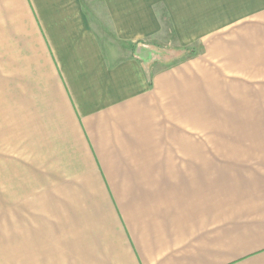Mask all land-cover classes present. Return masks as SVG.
Listing matches in <instances>:
<instances>
[{"label":"crops","instance_id":"obj_1","mask_svg":"<svg viewBox=\"0 0 264 264\" xmlns=\"http://www.w3.org/2000/svg\"><path fill=\"white\" fill-rule=\"evenodd\" d=\"M0 165L9 264H264V0H0Z\"/></svg>","mask_w":264,"mask_h":264},{"label":"rangeland","instance_id":"obj_2","mask_svg":"<svg viewBox=\"0 0 264 264\" xmlns=\"http://www.w3.org/2000/svg\"><path fill=\"white\" fill-rule=\"evenodd\" d=\"M143 58L151 60L152 57H158L163 63L169 64L171 61L178 59L184 55L180 53L178 48L165 47L155 45L153 47H140ZM224 106V103L222 104ZM229 104H227V107ZM230 114L216 115L209 117V138H217V130L222 125L227 127L234 123L231 108L226 109ZM0 165V169H1ZM0 170V264H9V252L11 247H19V244H11V241L20 240L26 232L25 224L22 223L24 219V212L19 210L15 197H10L8 179L1 174ZM2 177V178H1ZM4 178V179H3ZM20 221V222H19ZM29 234V233H28ZM31 234V232H30ZM13 239V240H12Z\"/></svg>","mask_w":264,"mask_h":264},{"label":"trees","instance_id":"obj_3","mask_svg":"<svg viewBox=\"0 0 264 264\" xmlns=\"http://www.w3.org/2000/svg\"><path fill=\"white\" fill-rule=\"evenodd\" d=\"M179 52L180 53H183L185 55L187 52H192V51L191 50H183V51L182 50H179ZM184 55H182V56H184ZM182 56H180V57H182Z\"/></svg>","mask_w":264,"mask_h":264},{"label":"water","instance_id":"obj_4","mask_svg":"<svg viewBox=\"0 0 264 264\" xmlns=\"http://www.w3.org/2000/svg\"><path fill=\"white\" fill-rule=\"evenodd\" d=\"M136 54H138V55H140V56L142 55V54H141V48H140V47H138V49H137V51H136Z\"/></svg>","mask_w":264,"mask_h":264}]
</instances>
